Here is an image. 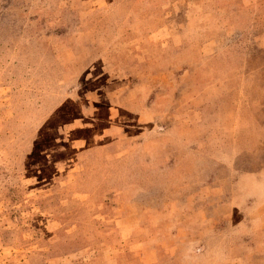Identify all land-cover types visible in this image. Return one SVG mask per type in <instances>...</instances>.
I'll return each instance as SVG.
<instances>
[{"label": "rangeland", "instance_id": "374dc122", "mask_svg": "<svg viewBox=\"0 0 264 264\" xmlns=\"http://www.w3.org/2000/svg\"><path fill=\"white\" fill-rule=\"evenodd\" d=\"M0 264H264V0H0Z\"/></svg>", "mask_w": 264, "mask_h": 264}]
</instances>
